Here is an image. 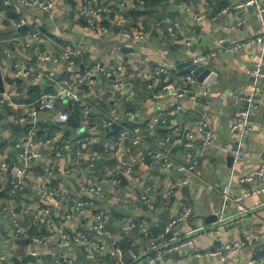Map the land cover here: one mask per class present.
<instances>
[{
  "label": "crops",
  "instance_id": "1",
  "mask_svg": "<svg viewBox=\"0 0 264 264\" xmlns=\"http://www.w3.org/2000/svg\"><path fill=\"white\" fill-rule=\"evenodd\" d=\"M47 1L53 2L48 12L25 9L20 0H3L4 6L0 8V66L5 91L13 93L0 104V122L22 126L21 131H13L7 124L0 123V141L5 143L0 158L10 171L22 167L14 145L24 140L30 129L35 130L37 147L42 151L40 159L31 160L28 175L22 179V189L16 194L11 193V173L0 177V189L8 186L5 196L0 197V253L6 256L4 264H65L67 259H71L72 264L128 263L131 252L143 248L145 239L140 224L146 223L148 237L159 243L165 224L185 206L192 209L190 217L167 234L166 242L191 238V245L183 251L158 257L153 264H247L249 260L264 264V193L243 200L247 213L237 219L250 217L251 220L230 229L229 225L235 220L221 217L223 205L219 192L220 186L227 182L231 183L234 193L254 185L242 184L239 178L264 163V86L258 97L260 109L252 117L251 132L245 137L230 133L234 112L240 104L236 95L246 92L252 82L250 72L260 59L259 47L227 52L219 45V39L227 37L229 42H235L262 34L264 14L261 23L254 6L237 7L246 0H149L148 3L144 0L143 5H139V0H111V12L102 21L107 32L100 29L86 32L79 13L81 0ZM259 1L264 3V0ZM182 4L188 5V11L180 6ZM197 16L199 20L195 19ZM121 18L126 19V29L145 32V38L123 39L119 33ZM19 23L27 25V29H19ZM31 31H40L41 38L27 46L26 35ZM64 44L85 47V53L76 59L72 69L58 59ZM124 46L131 49L125 52ZM208 52L216 53L203 63L216 74L211 84L206 85L196 78L193 84L185 82L182 74L188 72L178 68V64L192 62L193 57ZM3 54L6 58H2ZM41 55L47 58L41 59ZM158 61L174 64L180 71L170 69L149 88ZM96 63L101 70L78 85L81 103L55 99L54 109L36 108V101L54 93L63 80L75 73L85 74ZM30 68L32 71L24 75ZM50 73H53L51 77ZM116 80H121L123 85L116 86ZM202 84L207 90L205 96L200 92L196 94ZM83 85L87 87L82 88ZM33 88L37 92L31 91ZM183 88L190 90L183 97L172 94ZM194 92L196 96L192 99L189 95ZM84 109H88L86 122H83ZM60 111L68 114L65 123L54 120ZM157 115L171 119L177 132L169 135V125H150ZM105 121L116 123L118 134L112 133L111 127H103ZM123 127L128 131L119 139ZM134 128L139 129L137 144L132 142ZM188 134H192L191 151L198 160V167L188 185L168 196V185L181 176L176 166L183 162L188 150L184 145ZM209 134L215 136V143L204 145L202 139ZM168 135L169 142L158 145ZM74 136H90L89 145H109V154L93 163L88 155L79 160L77 150L85 154L92 150L84 145L55 157L54 151L62 141ZM238 145L241 156L239 160L233 157L229 163L227 157L233 156V149ZM155 150L165 154L164 160L172 164L170 170L163 168L164 160L155 156ZM111 158H115L116 163L95 167L98 160ZM47 168L53 172L50 174ZM113 180L118 183H112ZM84 182L103 185L105 194H82L80 186ZM42 187L57 189L52 201L40 198ZM147 188L155 202L154 210H149L139 200ZM113 193L127 197L128 204L112 199ZM79 202L83 204L78 205ZM45 206L51 208L54 228L69 233L87 232L91 239L69 243L65 248H60L55 240L41 246L28 242L27 248L18 244L11 211L26 226L32 215ZM233 207H227L224 214ZM166 209L169 210L168 221L160 218ZM101 213L107 214V222L103 230L95 231L93 219ZM68 214L71 217L68 218ZM132 223L134 227L130 226ZM217 227L226 242L249 237L243 246L230 252L228 262H222L221 255L205 254L217 246L214 233ZM112 242L122 250L116 258L107 253ZM99 246L104 248L99 249ZM21 248L27 254L35 248L37 254H31L33 260H24L19 254Z\"/></svg>",
  "mask_w": 264,
  "mask_h": 264
},
{
  "label": "built area",
  "instance_id": "2",
  "mask_svg": "<svg viewBox=\"0 0 264 264\" xmlns=\"http://www.w3.org/2000/svg\"><path fill=\"white\" fill-rule=\"evenodd\" d=\"M82 8L80 9V16L83 18V30L88 32L93 29H100L103 33L107 32V28L102 25V21L104 17L107 16L111 12V0H81ZM126 2L127 0H122ZM144 0H139V5H143ZM20 5L25 9H39L44 12H48L53 8V2L47 0H20ZM181 7H185L184 9L188 11V5L182 4ZM246 6H254L257 12L258 21L262 23L263 14H264V3L259 0H246L240 3L237 7H246ZM199 20L200 17L197 16L195 18ZM126 24V19L121 18L120 20V35L123 39H131L134 41L143 40L146 36L145 32H139L138 30L133 31L130 29H126L124 26ZM239 24V22L237 23ZM23 25V23L17 24L18 27ZM41 38L40 31H31V33L26 35V45L29 46L33 42L39 41ZM187 45L190 46L191 42L188 41ZM219 45L222 46V49L227 52H234L245 47H253L257 45L260 51V59L256 63L255 67L251 70L250 74L252 76V82L246 92L238 93L236 95L239 100V106L236 108L234 112V117L232 124L230 126V133L237 134L240 137L247 136L252 129V117L253 115L260 109L259 95L264 86V32L255 37H249L242 41L229 42V38L221 37L219 39ZM85 53V47L83 44H64L61 48V53L59 56V60L64 62L67 68L72 69L76 65V59L78 57L83 56ZM215 52H208L203 54H198L193 57L192 63L195 64H203L215 57ZM41 59H46L47 56L41 55ZM55 59V60H58ZM170 69H173L176 73H179V69L174 64H169L164 61H158L157 67L155 68L152 76L150 77V81L148 83L149 88H153L155 83L159 82L161 77L168 73ZM99 70H101V66L99 63H96L92 66L85 74L75 73L71 75L69 78L62 81L58 89L48 96H43L36 101V108L42 109H54L55 108V99H66L74 104L81 103L82 97L80 91L78 89V85L84 81L91 79ZM32 71V68L24 72V75H27ZM53 73L49 74L51 77ZM182 79L185 82L193 84L195 82V77L191 73L182 74ZM116 86H122L123 83L121 80H116ZM203 86V84H202ZM187 88H183L179 91H174L172 94L174 96L183 97L186 93H189ZM201 93L203 96L207 95V90L203 86L202 88L196 91L197 93ZM12 92L0 93V104H4L5 100H8L12 97ZM158 96V95H157ZM190 98H195V92L189 95ZM84 120L86 122V116L88 114V109L83 110ZM68 118V114L66 111H60L54 117V120L57 123L66 122ZM21 121V119L16 120ZM113 124V121H105L102 126L105 128H110ZM166 125L170 126L171 131L169 135L177 132L176 126H174L173 121L171 119L165 118L163 116H155L152 119L150 125ZM138 128L133 129L134 138L132 140L133 144H137L139 142L140 136L138 135ZM128 130L123 127L120 132L119 139L127 132ZM167 136L164 141L158 142V145H164L166 142H169L170 136ZM36 134L34 129H30L24 140L21 142L15 143V148L17 149L19 159L22 161V167L12 168L11 173V193L16 194L20 189H22V179L27 177L28 168L31 160H37L42 157V151L37 147V142L35 140ZM204 145H213L215 143L214 135H205L203 137ZM92 138L90 136H74L73 138H67L62 141V143L58 146V148L54 151L55 157H61L64 152L73 150L74 147L84 146L85 144H90ZM185 147L188 149L184 160L182 163L176 166V170L181 174L180 178L172 181L167 187V195L173 194L179 188L188 185L191 182V176L196 172L198 167V160L196 156L192 153L191 148L193 147L192 134H188L186 136V140L184 142ZM109 145L103 144L102 152L97 150H89L87 154L81 150H77V156L79 160L85 158L88 155V159L90 162H95L97 159H104L109 154ZM156 157H162L165 159V154L161 151H154ZM241 156V150L239 145L236 149H233V157L235 160H239ZM104 157V158H103ZM6 162L0 158V177L7 170ZM163 168L165 170H170L172 168V164L164 160ZM48 172L51 174L53 171L50 168H47ZM264 177V163L257 166L251 173L242 175L239 178V182L242 184H254L248 188H244L239 192H233L231 190V183L227 182L220 186L219 192L222 199V210L221 216L226 211L227 207L233 205L237 208L238 215L242 216L247 213V209L243 206V200L251 195L264 193V181L262 180ZM18 181H15V179ZM261 180L259 183L257 181ZM112 183H118L117 180H113ZM149 189L147 188L145 192L141 194L139 200L146 205L149 210H154L156 208L154 199L149 194ZM80 190L84 195L94 194L96 196H102L105 194V187L99 184H91L88 182H84L80 186ZM57 193V189L55 187H42L40 191V198L49 202L52 201L55 194ZM112 199L119 202L120 204H128L129 199L127 197L121 196L117 193L112 194ZM82 202H79L78 205H82ZM192 213V209L189 206H185L181 212L170 219L164 226L162 232L159 234L158 239L159 243H156L155 239H151L148 237V225L146 223L140 224V231L145 239L143 241V248L139 251H133L130 254V261L124 264H153L158 257H165L172 255L176 252H180L189 248L192 243L191 238H184L175 243H167L166 236L170 233V231L178 224L188 219ZM11 217L13 222V227L15 231V236L20 239H28L30 244H34L35 246L45 245L48 242L53 240L56 241L57 245L60 248H65L69 243H81L83 241H89L91 238L87 232H76L69 233L64 229L57 230L54 228V224L51 219V208L49 206H45L37 211L34 215H32L31 222L23 226L19 219L17 218V214L14 211H11ZM67 217H71L70 214ZM107 214L101 213L94 216L92 228L95 231H101L105 228V224L107 222ZM134 227L135 224L132 223L130 225ZM34 230V232L32 231ZM220 227L214 229V233L217 236V246L210 251L205 252V254L213 257L216 255H221L222 262H228L229 254L232 250L240 248L249 240V237H245L246 240H235L231 242H226L223 240L222 236L219 233ZM161 243L163 245H161ZM103 249L104 246H99V249ZM98 249V248H97ZM154 250V251H152ZM121 248L116 242H112L110 244V248L108 250V255L111 258H116L121 254ZM31 254H37L35 248L31 251ZM204 254V253H200ZM91 256V255H90ZM6 261V256L0 253V264H4ZM65 264H72L71 259H67ZM92 264H103L102 262L95 261ZM230 264H237L236 262H230ZM247 264H255L254 260H249Z\"/></svg>",
  "mask_w": 264,
  "mask_h": 264
},
{
  "label": "water",
  "instance_id": "3",
  "mask_svg": "<svg viewBox=\"0 0 264 264\" xmlns=\"http://www.w3.org/2000/svg\"><path fill=\"white\" fill-rule=\"evenodd\" d=\"M19 29L24 30L27 29V25H23L21 27H19ZM131 48L124 46L122 48L123 51L128 52ZM2 58H6L5 54L2 55ZM178 68L185 70L188 73H191L199 82H203L206 85H210L211 82L213 81V79L215 78V73L211 72V70L209 68H207L205 65L203 64H195L192 62H182L180 64H178ZM97 77L99 78L100 76L97 75ZM54 78H57V76H55ZM112 78H114V76H112ZM48 82H52V80H48ZM86 85H83L82 88H86ZM5 91V85H4V78H3V74H2V70H1V66H0V93H3ZM1 124H7L9 126V128L13 131H21L22 130V126L18 123L15 122H5L4 120H1L0 122ZM65 123V122H63ZM117 129V124L113 123L111 126V132L114 133ZM159 160H161V158H159ZM227 160L229 163L232 162L233 160V156H228ZM110 163H116V159L115 158H111L108 160H98L95 164V167L97 168L98 166H103L104 164H110ZM114 174H117V171L114 172ZM119 176H122V174L118 173ZM15 181H18V179L16 178ZM71 181L75 184L76 188L79 189V186H77L76 182L71 179ZM223 219H229V218H233L235 220V222L231 223L229 225V228H234V227H240L243 223L248 222L251 220L250 217L246 218V219H240L238 220L237 218H241L238 215V211L236 207H233L232 210L230 212L225 213L224 215L221 216ZM160 218L162 220H169V210L166 209L160 216ZM215 219H217V216H214ZM24 242H26L28 244L29 240L26 238L23 240ZM19 254L21 256H23L24 260H33V256L31 254H27L24 248H21L19 250Z\"/></svg>",
  "mask_w": 264,
  "mask_h": 264
},
{
  "label": "trees",
  "instance_id": "4",
  "mask_svg": "<svg viewBox=\"0 0 264 264\" xmlns=\"http://www.w3.org/2000/svg\"><path fill=\"white\" fill-rule=\"evenodd\" d=\"M148 1L149 0H146V2L148 3ZM151 1H154V2H158V0H151ZM160 1V0H159ZM3 6H4V4H3V0H0V8H3ZM133 14H135V15H138V13H137V11L135 12V11H133ZM83 19V18H82ZM84 22V21H83ZM154 90H156V88L154 89ZM31 91H35V92H37V90L36 89H34L33 88V90H31ZM0 118H2V116H0ZM123 125H125V124H123ZM123 129V128H122ZM121 129V130H122ZM115 133H117V132H115ZM118 134V133H117ZM85 145H88V146H86V149H89L88 147H92V150H97V151H99V152H102V149H103V144H100V145H98V144H93V145H89V144H85ZM4 147H5V143L3 142V141H0V150L1 151H3V149H4ZM10 172V168H7V170H6V172L5 173H9ZM10 174V173H9ZM123 181V183H124V180H122ZM8 189V186L6 187V189H0V197H3V196H5V194H6V190Z\"/></svg>",
  "mask_w": 264,
  "mask_h": 264
},
{
  "label": "rangeland",
  "instance_id": "5",
  "mask_svg": "<svg viewBox=\"0 0 264 264\" xmlns=\"http://www.w3.org/2000/svg\"><path fill=\"white\" fill-rule=\"evenodd\" d=\"M18 244H20L21 246H24V247H28V244L26 243V242H24L22 239H17V241H16Z\"/></svg>",
  "mask_w": 264,
  "mask_h": 264
}]
</instances>
